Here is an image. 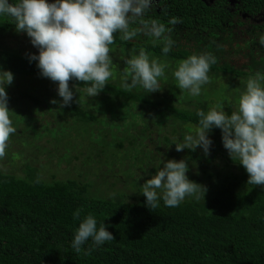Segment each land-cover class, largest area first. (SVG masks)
Instances as JSON below:
<instances>
[{
    "label": "trees",
    "instance_id": "obj_1",
    "mask_svg": "<svg viewBox=\"0 0 264 264\" xmlns=\"http://www.w3.org/2000/svg\"><path fill=\"white\" fill-rule=\"evenodd\" d=\"M4 30L0 26V32ZM118 43L131 44L115 33L113 45ZM130 47L136 51L143 45L131 44ZM144 48L169 63L180 62L193 54L172 48L165 55L161 45L153 44ZM0 68L14 74L13 83L7 86L6 92L8 107L13 111L10 117L17 132L10 136L8 143H15L16 138L19 142H26L21 124L28 125L32 118L23 112L21 105L32 102L40 106L41 95L47 108L57 111L58 125L65 136V140L58 141V144L88 149L85 164L91 165L90 162L100 156L96 162L113 170L116 159L129 158L130 164L139 163L142 168L147 159H153L146 152L143 155L139 154L141 151L132 152L131 148L139 150V144L134 145V135L125 147L126 137L105 141L102 133H95L92 127L103 121L99 120L100 114L89 109L91 101L72 102L62 109L57 104L48 103L53 94L42 93L41 89L50 88L55 83L42 77L36 62H29L27 55L0 46ZM208 74L216 78H244L253 73L216 60ZM18 79L21 83H16ZM69 85L83 90L87 86L78 81H69ZM106 96H113L115 102L149 106L159 122L170 118L182 125L197 126V110L204 109L199 106L186 109L154 101L152 94L141 87L127 91L122 85L111 82L97 94L98 101L103 102ZM72 133L78 135L75 137ZM209 133L221 139L219 129H212ZM161 141L170 146L173 139L164 136ZM165 151L169 153L167 157L174 156L171 151ZM106 153L112 155L109 164L106 163ZM220 155L224 157L223 166L207 169L201 167L202 156L186 149L181 159H187L189 179L207 188L204 200L186 198L175 208L165 207L161 201L160 207L150 210L145 206V197L139 193L147 178H142V183L134 179L126 191L114 190L112 195L97 196L90 191L96 187L93 180L82 182L69 178L48 182L41 178L40 169L28 162L18 173L12 163L20 155L8 144L6 155L0 158V264H264V187L247 184L248 174L244 168L228 154ZM108 170L101 174L109 173ZM131 178L132 173L126 179ZM77 209H81V219L93 214L98 224L104 221L114 240L95 247L87 255L83 251L74 253L70 245L79 224L73 219ZM90 245L91 240L84 247Z\"/></svg>",
    "mask_w": 264,
    "mask_h": 264
},
{
    "label": "clouds",
    "instance_id": "obj_2",
    "mask_svg": "<svg viewBox=\"0 0 264 264\" xmlns=\"http://www.w3.org/2000/svg\"><path fill=\"white\" fill-rule=\"evenodd\" d=\"M153 0H0V17H8L15 30L29 37L38 51L28 55L36 62L39 74L56 83L59 101L50 103L59 108L73 102L77 86L69 81L83 82L88 97L96 96L112 77L111 45L114 34L125 41L143 35L153 45H161L163 54L174 46L169 29L163 24L143 21ZM264 44V38L261 39ZM217 58L209 52L193 53L179 62L172 75L176 86L191 96H199L209 83L211 65ZM122 86L131 91L141 87L147 93L160 90L167 65L144 48L124 59ZM14 74L0 68V158L6 155L11 135L17 132L10 117L7 86ZM77 102V101H76ZM198 125L193 132L173 137L175 150L195 151L199 147L210 154L209 132L219 129L222 145L229 157L248 174L247 184L264 187V73L249 75L235 110L225 111V103L217 101L207 110L198 109ZM171 144V145H172ZM162 165V166H161ZM187 159L162 160L154 174L142 184L139 192L150 210L163 206L178 207L186 198L203 199L207 188L189 179ZM141 179V178H140ZM81 209L73 213L78 220L71 241L74 253L89 254L95 247L113 241L114 236L104 221L98 224L93 214L81 219ZM91 240V245L84 247Z\"/></svg>",
    "mask_w": 264,
    "mask_h": 264
},
{
    "label": "rangeland",
    "instance_id": "obj_3",
    "mask_svg": "<svg viewBox=\"0 0 264 264\" xmlns=\"http://www.w3.org/2000/svg\"><path fill=\"white\" fill-rule=\"evenodd\" d=\"M130 45H124V43L119 45V47L113 44L111 45L110 54L113 60V74L109 82L122 85V74L126 68L124 59L136 52ZM0 46L18 51L27 56L30 53H37L38 51L32 46L29 37L25 33H19V35H0ZM159 61L165 63L167 68L165 70V76L160 80V90L151 93L153 100L172 103L177 107L186 109H194L199 106L207 110L215 102L221 101L225 103L226 112L235 110L239 96L244 90L248 78H216L208 74L210 77L209 83L203 87L201 94L199 96H191L187 91L180 90L176 86V81L172 75L179 62L169 63L160 59ZM247 63L245 57L240 55L231 56L229 60V64H232L236 68H240V65L244 66V70L246 71H248L247 67H245ZM256 71L264 73V71L262 72L259 69ZM16 83L21 82L18 79ZM56 88L57 85L55 83L52 87L47 89L42 88L41 90L42 93L52 92V99L59 101L61 98L57 95ZM40 99L42 100L40 106L34 105L32 102L29 105L25 103L21 105L23 112L30 114L32 119L28 121V125L24 122L21 124V126L23 125V139L26 142H19L18 138H16L17 141L15 143H8L12 151L18 152L20 155L19 159L13 161L12 166L18 168L16 171L19 173L23 164L28 162L37 166L40 169L41 178L48 182L53 179L66 180L69 178L82 182L93 180L96 183V187L91 188L90 191L97 194V196L106 197L112 195L115 192L114 190L126 191L130 188V182L134 179L136 182L142 183V178L149 179L150 175L155 173L156 168L159 167L162 160H180L181 155H184L186 149L177 152L172 145L165 146L161 139L164 136H168L170 139H173V137L179 138L184 133L193 132L196 127L190 124L182 125L179 122L176 123L170 118L159 122L155 111L149 106L136 105L134 102H115L112 100L113 96H106L104 101L100 102L98 101L99 97L97 95L88 97L83 89L78 88V92H74L73 102L78 103L81 100L91 101L89 109H93L92 111L95 114H100L99 120L103 121L101 124L99 123L92 127L95 133H102L105 141L111 139L118 140V137L122 140V138L126 137L124 139L125 147H127L129 140H131L130 137L134 135L136 139V144L134 145L139 144V150L131 148L133 150L132 152L136 153L141 151L139 153L141 155L146 152L148 156L153 157V159H147L144 165H142V168L139 167V163L130 164L131 159L129 158H124L123 160L116 159V165H113V171L106 169L104 165L96 162L100 156L97 157L96 161H91V165L85 164L84 160L87 157L88 152L86 151L88 149L71 148V145L67 143L58 144V141L62 143L65 140V136L58 125L59 118L57 117V111L53 108L49 110L47 104L43 102L44 99L41 95ZM94 100L98 102L96 101L97 103L93 104ZM32 105L33 108H30ZM56 106L59 107L58 104ZM133 124L136 125L131 129ZM21 126H19V132ZM129 129L131 130L129 131ZM19 132L17 133L18 137H20ZM72 135L76 137L78 134L72 133ZM209 136L212 140L210 154L205 155L199 147L195 151L203 157L200 160L202 162L201 167L219 169L224 164V157L220 154L228 153L223 147L221 139L216 134L209 133ZM165 149L171 151L174 156L167 157L169 153ZM174 152H177L178 155H175ZM106 156L108 160L106 163L109 164L112 161L110 159L112 155L106 153ZM191 163H195V161H191ZM89 166L92 167L87 169ZM107 167L109 166L107 165ZM105 170H108L109 173L102 175L101 172ZM130 173H132L133 178L126 179ZM109 185L110 187H108ZM98 190L100 191L98 192Z\"/></svg>",
    "mask_w": 264,
    "mask_h": 264
},
{
    "label": "flooded vegetation",
    "instance_id": "obj_4",
    "mask_svg": "<svg viewBox=\"0 0 264 264\" xmlns=\"http://www.w3.org/2000/svg\"><path fill=\"white\" fill-rule=\"evenodd\" d=\"M143 21L168 28L174 50L209 52L226 62L240 55L248 62V71L241 65L240 69L248 73L264 71V0H153ZM0 26L6 29L0 32L3 36L23 33L15 30L8 17H0ZM116 35L122 39L121 33ZM128 42L142 48L153 44L143 35Z\"/></svg>",
    "mask_w": 264,
    "mask_h": 264
}]
</instances>
